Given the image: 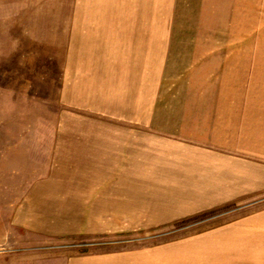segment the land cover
Segmentation results:
<instances>
[{
	"label": "rangeland",
	"instance_id": "374dc122",
	"mask_svg": "<svg viewBox=\"0 0 264 264\" xmlns=\"http://www.w3.org/2000/svg\"><path fill=\"white\" fill-rule=\"evenodd\" d=\"M260 100L264 0H0V264H172L179 243L236 223L222 248L235 257L203 264H264V192L160 226L59 235L82 213L87 158H123L136 132L210 139L220 114L253 118Z\"/></svg>",
	"mask_w": 264,
	"mask_h": 264
},
{
	"label": "crops",
	"instance_id": "0c3cea01",
	"mask_svg": "<svg viewBox=\"0 0 264 264\" xmlns=\"http://www.w3.org/2000/svg\"><path fill=\"white\" fill-rule=\"evenodd\" d=\"M258 103L259 112H264V101ZM228 117L220 114L215 119L210 139L208 132H196L180 143L167 139L166 132H159L164 137L158 138L136 132L128 136L123 158H87V171L78 174L72 192L82 213L73 231L59 235L160 226L264 192V113ZM240 224L179 243L171 263L203 264L212 256L232 259L235 256L222 248ZM41 227L38 233L49 234Z\"/></svg>",
	"mask_w": 264,
	"mask_h": 264
}]
</instances>
